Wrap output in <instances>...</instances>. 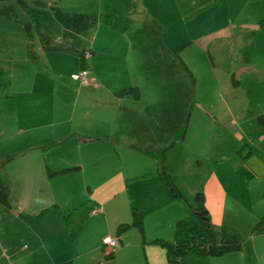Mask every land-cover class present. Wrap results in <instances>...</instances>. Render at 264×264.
Segmentation results:
<instances>
[{
	"label": "rangeland",
	"instance_id": "374dc122",
	"mask_svg": "<svg viewBox=\"0 0 264 264\" xmlns=\"http://www.w3.org/2000/svg\"><path fill=\"white\" fill-rule=\"evenodd\" d=\"M21 1L0 0V89L15 81L13 70L21 75L14 83L25 98L45 95L39 91L52 90L56 80L65 85L59 84L63 89L70 81L72 89H77L78 84L83 85L68 72L70 67H76L73 73L79 72L83 52L94 45L100 52L96 65L101 67L105 80L100 84L105 91L137 85L149 93L140 105L150 106L159 114L152 127L167 133L182 132L171 147L156 141L151 147L152 153H160L165 171L180 192L174 202L180 218L193 217L197 193H203L207 207L209 190L221 183L231 189L234 199L227 198L217 207L216 222L211 220L214 228L235 234L242 241L258 233L259 226L264 230V132L257 122V115L264 114V81L262 88L259 82L246 87L244 81L248 76L256 79L264 74L259 66V44L264 45V0ZM40 32L50 38V43L64 48L44 51ZM55 55H63L64 60ZM246 57L252 68L249 71ZM11 60L16 63L7 64L13 63ZM120 118L122 113V125ZM6 120L0 116V127L5 122L11 124ZM119 132L123 139L116 146L107 140L97 147L86 146L101 154L102 165L95 174L103 170V176L94 179L92 187L109 181L114 184L108 193L96 189L94 195L107 206L128 194L145 207L144 180L137 177L130 187L132 182L127 184L126 180L127 176L144 174L153 164L146 154L136 152L148 146L143 145L144 140L130 139L134 136L127 134L128 129L122 132L119 127ZM246 191L249 194L244 196ZM112 192H118L117 196L107 201ZM212 198L211 205L219 201L214 192ZM169 207L150 214L137 208L142 214V231L133 225L128 235H142L145 219L149 237L174 235V230L166 227ZM67 214L63 213V219ZM135 260V254H119L116 259L103 257L100 261L131 264Z\"/></svg>",
	"mask_w": 264,
	"mask_h": 264
},
{
	"label": "crops",
	"instance_id": "0c3cea01",
	"mask_svg": "<svg viewBox=\"0 0 264 264\" xmlns=\"http://www.w3.org/2000/svg\"><path fill=\"white\" fill-rule=\"evenodd\" d=\"M94 50L92 45L88 50L90 55L83 56L91 79L97 82L95 87L86 85L85 88L77 83L78 88L73 90L70 81L66 89H63L59 85L62 83L56 80L52 90L39 91L45 95L35 94L25 98V93L15 87L19 73L13 70L11 75L15 81L7 82L8 86L0 89V116L11 122H5L0 127V177L11 203V208L0 204V264H101L103 257L116 259L119 254L124 257L135 254L136 260L131 264H169L165 248L154 243L153 239L159 237L172 241L173 233L149 237L145 232L147 219L144 220L142 235H128V232L134 228L132 212L137 208L144 214H150L171 205L166 223L169 231L174 230L175 223L181 219L178 209L174 208L177 199L172 196L159 174V167L166 172L161 155L156 151L152 153L151 147H154L155 141L164 143L166 148L171 147L176 144L182 132L167 133L166 130L152 127L153 119L158 118L159 114L152 111L150 106L140 105L142 98L148 97L149 93L137 85H132L135 91L128 94H120L123 89L105 91L100 84L105 80L100 74L101 67L96 65L99 63L100 52ZM252 51L253 48L250 55ZM55 58L64 60L63 55H55ZM19 60L22 62L24 58ZM69 60L72 62V59ZM11 61L13 63L7 64L16 63ZM249 63L246 57L247 71L252 69ZM260 63H264V45L259 44V66L264 69ZM75 68L70 67V76ZM244 81L247 82L246 87L259 82L262 88L264 74L256 76V79L255 76H248ZM132 82L136 84V79L132 78ZM115 104L122 106L113 107ZM121 113L122 125L119 121ZM119 127H122V132L128 129L127 134L134 136L130 138L133 141H146L143 145H147L148 149L137 148L136 152L146 154L153 161L144 174L127 176L126 180L127 184L137 177L144 180L142 183L146 189L143 188L142 193L145 195L143 198L148 200L145 207L142 206L145 204L128 194L107 206L98 194L94 195L96 189L100 193H108L114 184L109 181L96 188L92 187L94 179L103 176V170L95 174L102 165L101 154L96 149L94 153L91 152L86 146L97 147L99 142L106 140L109 145H118L123 139ZM12 129L14 132L9 133ZM138 144L141 145V142ZM81 147L85 149L81 150ZM48 169L70 170L49 177ZM132 184L135 183H130L129 187ZM227 188L220 183L209 190L207 207L210 210L207 209L211 212L210 220H214L215 211L221 202L227 198L234 199L230 197L231 189ZM213 192L218 195L219 201L211 205ZM112 193L107 201L115 198L118 192ZM246 193L248 191L244 196ZM89 202L94 208L73 237L71 233L77 221L68 218L65 222L63 213H69ZM49 206V210L41 212ZM262 230L258 228V233L243 241L239 251L202 257L187 253L179 264H264V233L263 236L259 235ZM106 236L118 237L120 247L111 249L104 245L102 239Z\"/></svg>",
	"mask_w": 264,
	"mask_h": 264
},
{
	"label": "trees",
	"instance_id": "16d2710c",
	"mask_svg": "<svg viewBox=\"0 0 264 264\" xmlns=\"http://www.w3.org/2000/svg\"><path fill=\"white\" fill-rule=\"evenodd\" d=\"M19 2H22L19 0ZM264 22V19L261 20ZM42 32V30H41ZM41 35V39L44 38ZM44 33V32H43ZM45 38L43 42V50L48 51H61L64 47L59 44L50 43V38L46 36L44 33ZM87 52V51H86ZM85 51L82 54L80 69H87L88 75L90 76V70L86 66L84 61ZM74 74V73H73ZM97 84V83H96ZM82 85V84H81ZM84 86V85H83ZM97 86V85H96ZM95 87V86H94ZM132 91H135V87H131L129 89H123L120 91V94H128ZM257 122L262 127L264 132V114L257 115ZM70 169H63L58 171H51L50 169L47 170V174L49 177L58 175L60 173L69 171ZM159 174L162 175L166 185L169 187L172 196L174 198L180 197V192L176 190L173 186L169 175L166 174L162 170V167H159ZM196 206L192 209V216L189 219H179L175 223L174 227V236L172 241L163 240L159 237H156L153 242L163 246L166 250V256L169 264H179L183 259L184 255L187 253H194L197 256H220L226 252H234L239 251L242 249L243 241L240 237L236 236L235 234L226 233L218 231L214 228L210 220V213L207 209L204 201V195L202 193H197L196 197ZM0 204L11 208V203L8 197V191L0 177ZM51 206L44 208L41 212L49 210ZM93 204L91 202L86 203L85 205L70 210L69 213L66 215L65 222L68 221V218L76 219L77 223L72 230V236H76L78 231L81 228L82 223L88 217V215L93 210ZM133 220L132 225L138 227L140 231H142V214L139 212L138 209H134L132 212ZM259 229L260 228L259 226ZM109 256L112 253H108ZM62 264H69L68 262Z\"/></svg>",
	"mask_w": 264,
	"mask_h": 264
},
{
	"label": "built area",
	"instance_id": "2783aa9c",
	"mask_svg": "<svg viewBox=\"0 0 264 264\" xmlns=\"http://www.w3.org/2000/svg\"><path fill=\"white\" fill-rule=\"evenodd\" d=\"M86 56H89V53L85 54ZM72 78L74 80H78L80 82V84L82 85H94L96 86V82L93 81L89 75H88V70L87 69H81L78 73H74L72 74ZM103 244L108 246L111 249H115L120 247L121 242L120 239L118 237H111V236H106L102 239Z\"/></svg>",
	"mask_w": 264,
	"mask_h": 264
},
{
	"label": "clouds",
	"instance_id": "9594fccd",
	"mask_svg": "<svg viewBox=\"0 0 264 264\" xmlns=\"http://www.w3.org/2000/svg\"><path fill=\"white\" fill-rule=\"evenodd\" d=\"M86 53H89V52H86ZM86 53H85V54H86ZM89 54H90V53H89ZM84 56H86V55H84ZM84 86H85V85H84Z\"/></svg>",
	"mask_w": 264,
	"mask_h": 264
}]
</instances>
